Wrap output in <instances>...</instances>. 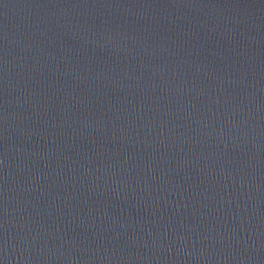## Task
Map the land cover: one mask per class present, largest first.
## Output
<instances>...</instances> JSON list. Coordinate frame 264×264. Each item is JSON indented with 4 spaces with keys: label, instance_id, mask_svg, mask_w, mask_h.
<instances>
[{
    "label": "water",
    "instance_id": "95a60500",
    "mask_svg": "<svg viewBox=\"0 0 264 264\" xmlns=\"http://www.w3.org/2000/svg\"><path fill=\"white\" fill-rule=\"evenodd\" d=\"M0 264H264V0H0Z\"/></svg>",
    "mask_w": 264,
    "mask_h": 264
}]
</instances>
